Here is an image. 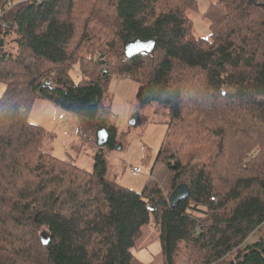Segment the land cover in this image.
Wrapping results in <instances>:
<instances>
[{
    "label": "trees",
    "instance_id": "16d2710c",
    "mask_svg": "<svg viewBox=\"0 0 264 264\" xmlns=\"http://www.w3.org/2000/svg\"><path fill=\"white\" fill-rule=\"evenodd\" d=\"M15 1L0 0V264H142L130 250L149 225L157 264H264V238L247 244L264 223V0L210 2L206 38L192 30L197 0H103V12L90 0ZM136 39H153L151 54L127 57ZM101 49L113 55L104 74ZM111 73L169 118L157 161L168 194L189 187L176 206L151 182L136 193L106 179L100 154L85 171L41 148L45 133L28 121L38 98L104 128L111 147Z\"/></svg>",
    "mask_w": 264,
    "mask_h": 264
},
{
    "label": "rangeland",
    "instance_id": "374dc122",
    "mask_svg": "<svg viewBox=\"0 0 264 264\" xmlns=\"http://www.w3.org/2000/svg\"><path fill=\"white\" fill-rule=\"evenodd\" d=\"M212 1L214 0H197V11L189 13L196 37L206 38L209 35V27L203 19V13ZM90 3L93 8H99L102 12L103 8L107 7L103 0H90ZM110 38V32L101 31L94 35V39L102 44ZM83 52L84 50L79 53L83 54ZM100 52L97 58L94 57L96 63L93 65L96 73L99 71L103 73L102 70H105V73L107 70L111 72V65L107 61L113 55L105 49H101ZM83 55L89 57L88 52ZM77 70L79 74V69ZM74 74L72 78L78 82L79 78ZM107 81L102 99V115L107 119V124L115 130L111 147L107 146V143L101 149L97 147L93 130L88 131L87 126L81 124L75 115L62 110L49 100L38 98L30 106L28 121L41 127L45 133L42 150L85 171L93 170L95 158L100 154L105 162L106 179L115 181L119 186L136 193H141L151 182L160 187L163 195L168 199L166 179L170 175L169 167L157 161L169 120L164 108L155 103L140 105L136 100L138 86L130 79L111 73ZM4 88V84L0 83V98ZM237 166L238 162L234 163L232 167H235L232 170L234 173L239 170ZM133 167L140 168L141 173L133 176L130 173ZM41 231H38V237ZM261 237L264 238L263 228L257 230V235L250 236L247 244H252ZM184 259L180 261L181 264L184 263Z\"/></svg>",
    "mask_w": 264,
    "mask_h": 264
},
{
    "label": "water",
    "instance_id": "95a60500",
    "mask_svg": "<svg viewBox=\"0 0 264 264\" xmlns=\"http://www.w3.org/2000/svg\"><path fill=\"white\" fill-rule=\"evenodd\" d=\"M2 45L3 42L0 41V46ZM154 46H155V41L153 39H149L146 41L136 39L134 41L127 43L124 52L127 57H133L139 54L149 55L153 51ZM102 72L105 73V70H102ZM43 85L49 86L50 85L49 80H45ZM95 136H96L97 147H99L100 149L103 148L108 141L107 131L104 128H99L96 130ZM189 196H190V190L187 184L180 183L169 194L168 203L171 206H176L181 201L186 200ZM39 238L43 246L48 245L50 241L48 232L42 230ZM229 264H234V263L231 261Z\"/></svg>",
    "mask_w": 264,
    "mask_h": 264
},
{
    "label": "crops",
    "instance_id": "0c3cea01",
    "mask_svg": "<svg viewBox=\"0 0 264 264\" xmlns=\"http://www.w3.org/2000/svg\"><path fill=\"white\" fill-rule=\"evenodd\" d=\"M261 228L264 229V223L258 230H260ZM254 234L257 235V231ZM142 238L143 240H141ZM160 250L161 247L157 239V232L153 225H149L143 228L140 237L136 241V245L130 251L133 257L140 263L156 264V258L160 254Z\"/></svg>",
    "mask_w": 264,
    "mask_h": 264
},
{
    "label": "built area",
    "instance_id": "2783aa9c",
    "mask_svg": "<svg viewBox=\"0 0 264 264\" xmlns=\"http://www.w3.org/2000/svg\"><path fill=\"white\" fill-rule=\"evenodd\" d=\"M13 4H14V3H13ZM13 4H12L11 2H8L7 5H6V9L11 8ZM124 77H125V78H129L128 75H126V76H124ZM130 173H131L133 176H135V175L141 173V169L138 168V167H133V168L130 169ZM212 199H213V198H212Z\"/></svg>",
    "mask_w": 264,
    "mask_h": 264
}]
</instances>
